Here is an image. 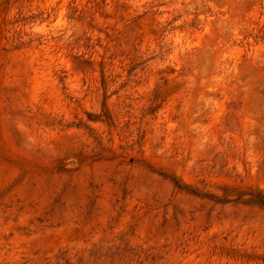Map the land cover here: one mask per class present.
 Instances as JSON below:
<instances>
[{"label": "rangeland", "instance_id": "obj_1", "mask_svg": "<svg viewBox=\"0 0 264 264\" xmlns=\"http://www.w3.org/2000/svg\"><path fill=\"white\" fill-rule=\"evenodd\" d=\"M0 264H264V0H0Z\"/></svg>", "mask_w": 264, "mask_h": 264}]
</instances>
